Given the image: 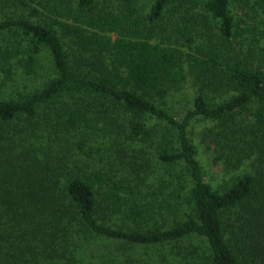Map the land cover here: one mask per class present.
Returning a JSON list of instances; mask_svg holds the SVG:
<instances>
[{
  "label": "trees",
  "instance_id": "trees-1",
  "mask_svg": "<svg viewBox=\"0 0 264 264\" xmlns=\"http://www.w3.org/2000/svg\"><path fill=\"white\" fill-rule=\"evenodd\" d=\"M24 76L0 98V264H158L137 248L192 236L200 264H264V0H0V92Z\"/></svg>",
  "mask_w": 264,
  "mask_h": 264
},
{
  "label": "rangeland",
  "instance_id": "rangeland-1",
  "mask_svg": "<svg viewBox=\"0 0 264 264\" xmlns=\"http://www.w3.org/2000/svg\"><path fill=\"white\" fill-rule=\"evenodd\" d=\"M43 61L45 62L44 68L39 67V71L46 70L47 69V56L43 57ZM194 79L189 77L186 85L183 89L177 90L178 92L173 93L170 97L168 111L175 115L177 118H183L187 112V108L191 106V96L194 95V92L197 88V86L193 83ZM39 84V80L37 78H33L31 76L27 77H19L17 80L13 79L9 81L6 86L1 89L0 92V98L8 96L15 90H20L24 86H28L29 88H32V86ZM196 86V87H195ZM94 131H97V135L94 137L88 136V134L84 135L87 140L92 141L93 145L97 144V147L103 148V151H106L107 154H109L106 146L104 145L105 139L101 136V131L99 126L95 123V125L92 126ZM205 129V126L202 122H196L193 127V136L195 141L197 142L201 152L203 155V160L206 164V167L211 168L209 164H211L208 161L209 153L207 152V145L205 140L203 139V130ZM97 148V149H100ZM80 152V150H77ZM106 155L103 156L105 158ZM97 162L93 161L94 167L97 166V168H100L99 170L108 171V165H103L104 163L107 164V162L104 160L102 162V165L98 163V157ZM209 163V164H208ZM212 165V164H211ZM152 168L154 169V181L158 185V187L161 185V178L166 179L167 183L174 184V182H179L178 187L183 185L184 188L181 189V192L183 195H186L190 188V183L187 180V176H183L180 172L179 168L167 166L160 164V162H156L154 164H151ZM87 171H90L87 169ZM163 195L161 196V199L167 200L171 198V196L168 194L169 192H174V186H169L167 188H163L161 190ZM160 195V194H159ZM157 197V196H156ZM127 206V204H125ZM171 210V214H168L165 212L164 216L169 219L177 218L175 214H178L179 217L184 216V209L183 206L179 205L174 208H169ZM160 218V217H159ZM124 217H121L120 215H117L114 219V225H117L119 227L122 226H129V225H141V224H154L149 219L141 220L139 219L137 222H135V219H131L128 221ZM160 223V222H159ZM161 224V223H160ZM146 225V226H147ZM237 235H239V232H236ZM241 237V236H238ZM239 247L245 251L246 253L251 254L253 257L256 256L254 253V250L248 245L243 244L242 242H239ZM205 248L204 241L197 237L192 236L186 239H183L179 242H170V243H164L159 245H153V246H140L137 248L136 255H139L138 258H155L156 262L158 264H200L202 258V254ZM183 258V259H180Z\"/></svg>",
  "mask_w": 264,
  "mask_h": 264
}]
</instances>
